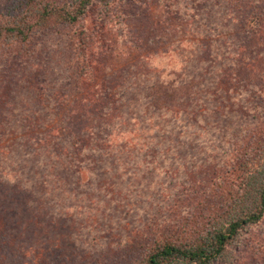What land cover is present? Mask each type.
<instances>
[{
	"label": "rangeland",
	"instance_id": "rangeland-1",
	"mask_svg": "<svg viewBox=\"0 0 264 264\" xmlns=\"http://www.w3.org/2000/svg\"><path fill=\"white\" fill-rule=\"evenodd\" d=\"M83 19L0 45V264H140L160 239L188 237L198 190L217 200L219 173L264 150V0H115ZM96 105L124 120L116 152ZM71 116L95 138L75 150ZM234 248L264 264V217Z\"/></svg>",
	"mask_w": 264,
	"mask_h": 264
},
{
	"label": "trees",
	"instance_id": "trees-1",
	"mask_svg": "<svg viewBox=\"0 0 264 264\" xmlns=\"http://www.w3.org/2000/svg\"><path fill=\"white\" fill-rule=\"evenodd\" d=\"M115 0H3L0 1V45H10L13 42H29L38 33L45 32L59 25L77 26L84 19L86 9L94 3H112ZM82 31V30H81ZM76 43L81 44L79 38ZM88 63V64H87ZM83 66L88 67L87 61ZM78 77V89H82L84 81H86L87 71ZM233 80V78H231ZM158 84V83H157ZM80 91V90H79ZM91 96L88 91L83 95ZM197 97L198 93L195 92ZM154 94L152 97L154 98ZM199 96V95H198ZM150 98V101L154 100ZM80 101L90 108L91 101L88 97H80ZM202 99L204 97L202 96ZM88 100V102H85ZM86 108V109H88ZM116 108L101 107L96 105L90 109L94 113V121L98 124L97 136H102L103 145L107 149H113L115 146L112 135H119L123 128L124 120L118 115L113 114ZM87 112V111H86ZM72 114V113H70ZM93 120V119H91ZM76 116L66 118L67 124L64 130L67 133L65 141H69V147L73 150L76 149L80 142L87 144L85 138L95 139L92 131H89V123H86L80 131L77 129ZM48 132H55V127L48 126ZM116 128V129H115ZM258 135L262 132L258 130ZM86 134H85V133ZM118 132V133H116ZM95 135V134H94ZM21 138V147L25 142L30 141L31 137L24 134ZM254 135L253 139L256 140ZM261 137V136H260ZM262 138V137H261ZM27 139V140H25ZM55 138H32L31 142L34 145L40 146L45 144V147L54 142ZM79 139V141H78ZM45 141V142H42ZM129 142V140L127 141ZM30 145H33V144ZM59 145L58 143H53ZM180 144V142H179ZM49 147V146H48ZM61 154L64 155L65 146L62 147ZM85 148V147H84ZM122 151L131 153L132 147L129 144H124ZM175 148V147H173ZM118 148H114L116 152ZM253 147L251 150L253 156L244 161L239 159L232 160L224 171L220 174L223 175L221 185L217 190L222 189L226 194L218 196L217 200L208 199L210 192L209 189L198 190L202 192L201 202L196 200L199 209L191 211V218L189 228L183 224L178 231L186 233L188 236L185 239L174 237L172 239L163 240L154 243L150 249L145 252V255L140 264H243L241 257L233 255L236 251L235 246H238L242 241V233L253 225H257L264 217V150ZM47 148L45 152H47ZM36 153V151H33ZM80 148H77V155L80 154ZM120 152V151H119ZM258 152V153H257ZM66 154V153H65ZM87 159H91V155L87 154ZM122 165L128 164L123 159H117ZM240 164L237 165L239 162ZM120 165V164H119ZM109 169H111L109 167ZM84 170L90 172L91 169L87 167H80V177L84 174ZM221 170V169H220ZM219 170V172H220ZM218 172V171H217ZM1 171V175H2ZM100 176L99 174H93ZM212 177L216 175L212 173ZM45 181H43L44 183ZM233 183L236 190H226L227 184ZM215 185H218L216 183ZM199 186V185H197ZM203 191H206L203 196ZM188 199L191 196L187 195ZM228 197V198H227ZM202 214V215H201ZM200 218V219H199ZM199 219V220H197ZM175 225V224H174ZM234 248V249H233ZM248 246H245L247 249Z\"/></svg>",
	"mask_w": 264,
	"mask_h": 264
}]
</instances>
